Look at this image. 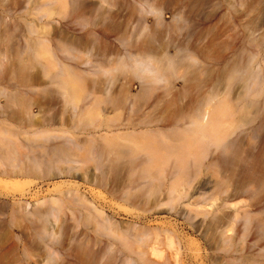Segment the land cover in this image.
<instances>
[{
  "label": "rangeland",
  "instance_id": "1",
  "mask_svg": "<svg viewBox=\"0 0 264 264\" xmlns=\"http://www.w3.org/2000/svg\"><path fill=\"white\" fill-rule=\"evenodd\" d=\"M212 95L232 148L172 156ZM263 179L264 0H0V264H264Z\"/></svg>",
  "mask_w": 264,
  "mask_h": 264
},
{
  "label": "bare ground",
  "instance_id": "2",
  "mask_svg": "<svg viewBox=\"0 0 264 264\" xmlns=\"http://www.w3.org/2000/svg\"><path fill=\"white\" fill-rule=\"evenodd\" d=\"M249 63H251V62H249ZM247 67H249V66H247ZM246 67V70L248 71V73H249V71H250V69L249 68H251V67H249V68H247ZM138 68H140V67H138ZM155 69V68H154ZM146 71V70H145ZM148 72H150L149 70H147V73ZM157 72V71H156ZM252 72V71H251ZM250 72V73H251ZM142 73V72H141ZM245 73H247L246 71H245ZM249 73V74H250ZM254 73V72H253ZM158 74V73H157ZM248 74V75H249ZM156 75V74H155ZM256 75V74H255ZM254 75V77L253 76H251V74H250V78H251V83H254L255 82V80L257 79V76H255ZM66 76V75H65ZM140 76V75H139ZM148 77V76H147ZM153 77V76H152ZM65 78H67V77H65ZM81 78V77H80ZM158 78V77H157ZM156 79V78H155ZM161 79V78H160ZM82 80V79H81ZM147 81V80H146ZM154 81V80H153ZM162 81H163V78H162ZM67 82V81H66ZM148 82V81H147ZM151 82H152V79H151ZM167 82V81H166ZM145 83V82H144ZM159 83V82H158ZM256 83V82H255ZM70 85L72 84L73 85V82L71 81V83H69ZM77 85V84H76ZM66 86V85H65ZM250 86H252V85H250ZM250 86H248V88L250 87ZM76 88V87H75ZM147 89V88H146ZM152 89H154V88H152ZM147 91L148 92H154V91H149L148 89H147ZM150 94V93H149ZM157 96V95H156ZM217 96H218V94H217ZM156 98V97H155ZM156 100V99H155ZM215 100V96L214 95H212V96H210V97H208L205 101H203V103H201L200 105H199V107L194 111V114L192 115V117H191V119H190V126H191V130H192V133H193V138H191V140L190 141H192L193 140V145H192V143H188V142H186V141H184V142H186V143H188V144H182V145H180L179 143H178V145H168L169 146V149L170 150H172L173 152H175L176 150L178 151V152H175L174 153V155H172V156H176L177 158H179V160H181V158L182 157H184V160H185V158L188 156H191L190 155V149H192L193 148V150H192V153H194V149H196V148H200V147H206V146H209V145H213V146H215L216 148H221V149H231L232 148V146H233V144L231 143V144H227V145H224L223 144V138H221L220 136H219V129H218V127L221 125V119H222V117H221V115H222V113H224L223 111H221V107L218 105V106H213L212 105V102ZM202 101V100H201ZM198 103V102H197ZM139 106V105H138ZM156 106V105H155ZM116 107V106H115ZM132 107V106H131ZM228 107V106H227ZM97 108V107H96ZM95 108V109H96ZM135 108V107H134ZM134 108H129L128 109V113H132L133 112V110H136L137 111V109H134ZM117 109L120 111V109L117 107ZM116 109V110H117ZM133 109V110H132ZM141 109V108H140ZM154 109H156L157 110V108L155 107ZM91 110V109H90ZM114 111V109H113V111L114 112H117V111ZM121 110H123V109H121ZM227 111L229 110V109H226ZM101 111V110H100ZM118 111V114L120 113ZM141 111V110H140ZM230 111V110H229ZM93 112V111H92ZM124 112V111H123ZM122 111H121V113H120V115H122V113H123ZM85 113V112H84ZM136 112H133V115H132V117L130 116L129 118H127L128 119V121H129V119H130V121H132L133 120V122L135 121H137V120H139V118L137 119L135 116H137V115H134ZM137 113H139V111H137ZM141 114H143V112L141 113ZM227 114V113H226ZM230 114V113H229ZM89 115V114H88ZM114 116H116V115H114ZM118 116V115H117ZM116 116V118L115 117H113V118H115V119H112L113 120V122H111V120H110V118H108V119H106L105 118V120H103L104 122L102 123L105 127H106V131L107 132H105L104 134H106L107 136L109 135L110 136V138H112V139H115V140H135V139H140V140H142V139H145V138H147V136L149 137V135H151L152 136V134H153V136L154 135H157V136H162V127L159 129L158 128V124H157V129H154V126H155V124L154 123H147V124H145V119L143 120V123H142V121H141V123H139V124H132L131 122L130 123H128V121L127 122H121V123H119V124H117V125H114L113 124V126H111V124L112 123H116V122H118V120H121V119H118V118H120V117H117ZM133 116H134V119H132L133 118ZM139 116V115H138ZM150 115H148V117H149ZM140 117H142V115L140 116ZM144 117V116H143ZM227 117L229 118L230 116L229 115H227ZM117 119V120H116ZM141 119V118H140ZM115 120V121H114ZM123 121V120H122ZM145 121V122H144ZM151 121V120H150ZM158 121V120H157ZM152 122V121H151ZM153 122H155L154 120H153ZM159 122V121H158ZM244 122V121H243ZM137 123V122H136ZM177 123V122H176ZM176 123H174V126H180V124H178V125H176ZM93 124V123H92ZM150 124H154V126H153V129H151V128H149L150 126ZM95 125V127L97 126H99V124L97 125V123H95L94 124ZM102 125V126H103ZM170 125V124H169ZM171 125H173L172 123H171ZM152 126V125H151ZM92 127V126H91ZM94 127V126H93ZM155 127V128H156ZM160 127V126H159ZM182 127V126H181ZM173 128H175V127H173ZM172 127L171 128H167V129H169L168 131H166L167 133H169V134H167V136H166V133H165V136L166 137H168L169 135H170V133L171 132H173V129ZM84 129V128H83ZM162 129V130H161ZM166 129V130H167ZM171 129H173L171 132H170V130ZM177 129V128H176ZM175 129V130H176ZM164 130H165V128H164ZM163 130V131H164ZM182 132V130L180 129V128H178L177 129V131H175V134L176 133H178V132H180V131ZM51 133H52V131H50V128L48 127V126H42L41 127V129H40V131H38V132H36V133H34L32 136H31V141H37V140H42V142L44 141L45 143H49L50 142V136H51ZM191 133V134H192ZM178 134H180V133H178ZM173 135V134H172ZM171 135V136H172ZM177 135V134H176ZM183 135H184V133H183ZM164 136V137H165ZM174 136V135H173ZM179 137V136H178ZM150 138V137H149ZM162 139H163V137H162ZM171 139V138H170ZM178 139V138H177ZM173 140V139H172ZM181 140H184V139H182L181 138ZM180 140V141H181ZM158 141H160L161 142V140H158ZM164 141L165 140H163V143H164ZM179 141V140H178ZM133 142V141H132ZM174 142V141H173ZM177 142V141H176ZM162 142L161 143H157L158 145H157V147L158 146H161V145H164ZM169 143V142H168ZM181 143V142H180ZM160 144V145H159ZM169 144H171V143H169ZM149 145V144H148ZM165 146V145H164ZM145 147V146H144ZM156 146H155V148H157ZM162 147V146H161ZM160 147V148H161ZM29 149H30V151H31V153H33V161H34V163H35V165L36 166H40V165H42V164H44V165H48V161L46 160V161H41L40 159H39V156H40V152L38 153V152H34L33 150H41V152L43 151V150H48V147H46L44 144L43 145H38V146H34V144L32 143L31 145H29V147H28ZM147 148L148 147H146V150H147ZM149 148H151V149H148L147 150V152H146V157H147V160L143 163V164H148V163H153L154 161H155V159H156V155H157V152H159V147H158V149L159 150H157V149H154V148H152V147H149ZM164 148V147H163ZM153 149V150H152ZM143 150H145V149H143ZM156 150V151H155ZM161 150H162V148H161ZM162 153V152H161ZM160 152H159V154H161ZM166 153V152H165ZM169 153V152H168ZM168 153H166V154H168ZM195 153H196V151H195ZM170 154V153H169ZM168 154V156H170ZM196 155V154H195ZM186 156V157H185ZM58 157H59V159H60V161L59 162H57V163H59V164H72V162H70L69 160H67V159H69V157L68 156H65V155H63V154H61V155H58ZM194 157V156H193ZM166 158H167V156H166ZM165 158V159H166ZM164 159V158H163ZM184 160H182L181 162L182 163H186ZM158 163V162H157ZM163 163V162H162ZM178 163H179V161H178ZM202 163V162H201ZM183 164V165H184ZM179 165V164H178ZM182 165V164H181ZM182 165V166H183ZM180 166V165H179ZM182 166H181V168H182ZM149 169H153V167L151 166V168H150V165H149V167H148ZM179 168V167H178ZM185 168V167H184ZM174 169V168H173ZM185 170V169H184ZM262 170V169H261ZM149 171V170H148ZM181 171V170H180ZM183 171V170H182ZM148 173V172H147ZM151 173V172H150ZM180 172L179 171H175V173L174 174H176L177 176H178V174H179ZM182 173V172H181ZM181 173L179 174V176H181ZM262 173V172H261ZM176 175H174V178H172L173 177V175L171 176V179H172V181L174 182V180H176V179H178L177 177H175ZM150 176V175H149ZM148 176V177H149ZM146 177V176H145ZM165 178V177H164ZM176 178V179H175ZM253 178V177H252ZM146 179H147V177H146ZM167 179V177L165 178V180ZM174 179V180H173ZM148 180H150V178L148 179ZM179 181V180H178ZM251 181V180H250ZM256 181V180H255ZM258 181V180H257ZM263 181H264V179H263ZM177 182V181H176ZM259 182V181H258ZM175 183V182H174ZM178 183V182H177ZM257 183V182H256ZM260 183V182H259ZM255 185V184H254ZM250 186V185H249ZM252 187V186H251ZM256 187V186H255ZM254 187V188H255ZM244 188H245V186H244ZM255 189H257V188H255ZM247 190V189H246ZM258 191V190H257ZM256 191V192H257ZM256 192H255V194H256ZM169 193V192H168ZM249 206V205H248ZM233 207V206H232ZM93 208V207H92ZM227 208H231V206H227ZM235 209V208H234ZM244 210H247V208L246 209H244ZM243 210V211H244ZM238 212H240V211H238ZM242 214V213H241ZM243 214H245L244 212H243ZM247 215V217H244V215L242 216L243 218H244V222H247V221H245V219L247 220L248 219V222L250 221V219H249V215H248V213H246ZM239 215V214H238ZM240 216V215H239ZM235 217H236V215H235ZM238 217V216H237ZM240 218V217H239ZM236 218H234V220H235ZM238 219V218H237ZM236 219V220H237ZM232 220V219H231ZM235 220V221H236ZM233 221V220H232ZM247 225V224H246ZM145 255H146V253H145Z\"/></svg>",
  "mask_w": 264,
  "mask_h": 264
}]
</instances>
